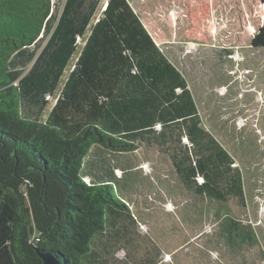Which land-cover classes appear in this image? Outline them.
Returning <instances> with one entry per match:
<instances>
[{
	"label": "trees",
	"instance_id": "1",
	"mask_svg": "<svg viewBox=\"0 0 264 264\" xmlns=\"http://www.w3.org/2000/svg\"><path fill=\"white\" fill-rule=\"evenodd\" d=\"M99 4L0 0V264H43L42 253L60 264L164 260L135 254L152 243L123 166L138 148L170 161V197L187 218L214 220L204 234L247 255L259 238L236 220L248 219L264 129H205L188 81L127 0H108L43 118ZM253 46L264 49V28Z\"/></svg>",
	"mask_w": 264,
	"mask_h": 264
},
{
	"label": "rangeland",
	"instance_id": "2",
	"mask_svg": "<svg viewBox=\"0 0 264 264\" xmlns=\"http://www.w3.org/2000/svg\"><path fill=\"white\" fill-rule=\"evenodd\" d=\"M107 2L100 0L85 35L79 39L77 51L67 65L57 91L48 99L44 119L54 106L91 28ZM127 2L162 52L188 81L205 129L211 128L212 120L225 123L228 129L247 126L262 136L264 49L254 48L253 41L264 28V0ZM122 159L125 168L131 167L129 173L134 177L132 179H137L136 190L128 195L133 204L141 210L153 207L156 212L171 209V212L182 213L183 210L177 206L179 198L170 197L174 170L166 157L138 148L127 152ZM261 165L250 176L253 188L245 214L248 219L257 221L254 222L257 233L254 235H258L257 240L263 250L264 162ZM174 204H177L176 207ZM233 209L236 215L240 213L236 207ZM169 260V256L165 258V261Z\"/></svg>",
	"mask_w": 264,
	"mask_h": 264
},
{
	"label": "crops",
	"instance_id": "3",
	"mask_svg": "<svg viewBox=\"0 0 264 264\" xmlns=\"http://www.w3.org/2000/svg\"><path fill=\"white\" fill-rule=\"evenodd\" d=\"M176 205L173 206L176 207ZM132 206L138 222L146 227L147 235L152 238V243L144 241L136 243L135 254L137 258H146L150 251L154 255V259H157L158 255L164 256V260H158L157 264H264V248L261 249V242H259L260 244L252 243L253 249L247 255H241L239 246L234 247L229 242L226 243L228 247L225 248L224 244L213 241L212 237H207L204 234L205 228L209 225H215L214 220L209 221L206 217H188L190 220L187 221V216L192 215L188 212L179 214L171 212V209L156 212L153 207H145L144 210L148 211H144L135 204ZM177 206L184 210V205L179 204ZM236 221L243 225H250L251 227L243 229L252 235L257 234L254 227L256 225L254 222L257 221L250 219H237ZM168 256L170 260L165 261ZM216 256L217 259H215Z\"/></svg>",
	"mask_w": 264,
	"mask_h": 264
},
{
	"label": "water",
	"instance_id": "4",
	"mask_svg": "<svg viewBox=\"0 0 264 264\" xmlns=\"http://www.w3.org/2000/svg\"><path fill=\"white\" fill-rule=\"evenodd\" d=\"M39 256L42 259L43 264H60V262L50 254L42 253L39 254Z\"/></svg>",
	"mask_w": 264,
	"mask_h": 264
}]
</instances>
